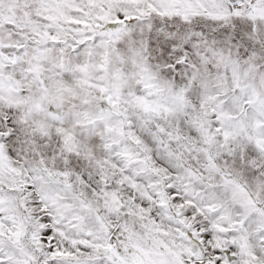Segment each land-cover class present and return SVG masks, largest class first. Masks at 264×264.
<instances>
[{"label":"snow or ice","instance_id":"snow-or-ice-1","mask_svg":"<svg viewBox=\"0 0 264 264\" xmlns=\"http://www.w3.org/2000/svg\"><path fill=\"white\" fill-rule=\"evenodd\" d=\"M0 264H264V0H0Z\"/></svg>","mask_w":264,"mask_h":264}]
</instances>
